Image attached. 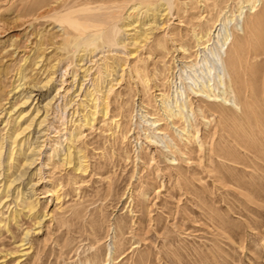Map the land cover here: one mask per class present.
<instances>
[{
	"label": "rangeland",
	"instance_id": "obj_1",
	"mask_svg": "<svg viewBox=\"0 0 264 264\" xmlns=\"http://www.w3.org/2000/svg\"><path fill=\"white\" fill-rule=\"evenodd\" d=\"M62 1L67 8L79 0ZM235 1L230 0L228 6L220 0L219 8L211 9V5L207 10L196 0H178L169 16L162 19L163 27L138 48L136 57L118 56L126 62V70L111 94L109 116H119L121 131L128 126L132 135L125 141L120 135L114 140L111 130L104 131L108 125L100 127L103 117L99 115L94 129L86 131V172L54 167V162L43 167V178L36 185L37 208L53 215L47 216L41 230L30 237L33 250L21 264H264V9L254 14L245 8V56L240 67L245 73L250 67L258 70L256 82L248 76L249 69L237 88L241 110L219 109L194 97L191 132L198 133V138L192 136L183 142L177 138L180 150L172 148L173 152L163 151L146 139L139 115L142 108L143 113L165 118L155 93L164 91L170 96L173 88L168 79L176 75V64L181 66L191 58L197 61L192 33L194 27L202 29L197 26V17L208 14L206 19L211 23L220 10L222 14L236 10ZM41 5L39 0H0V52L7 51L0 54V59L5 56L0 63V92L3 87L9 89L5 86L10 84L11 69L17 62L26 67L28 82H39L48 72L59 78L66 70L64 86L71 85L75 61L71 46L63 44L60 35L64 24L57 17L40 18L38 14L45 8ZM126 6L120 12L122 17L130 5ZM145 9H141L142 15ZM252 17L257 24L251 22ZM230 26L235 35L242 32L234 23ZM163 38L171 50L165 59L156 46L157 40L165 41ZM183 42L192 53L186 54L188 58L177 49ZM230 47L232 55L234 47ZM40 54L44 56L41 62L32 65ZM22 55L28 56L26 62L19 61ZM42 61L54 67L42 74ZM168 64L171 69L163 70ZM135 66L147 74L143 84ZM95 67L93 64V70ZM54 114L51 111L50 120ZM175 121L181 128L185 125ZM65 126L71 127V121ZM53 128L65 130L61 121L54 122ZM49 146L47 143L46 149ZM47 157L42 154L44 162H48ZM168 157H175V163ZM55 189L58 199L51 193ZM31 222L23 215L19 226L11 223L14 237L0 229L2 246L14 250ZM110 225L116 229L112 231ZM110 248L112 262L108 260ZM12 260L6 264H13Z\"/></svg>",
	"mask_w": 264,
	"mask_h": 264
},
{
	"label": "bare ground",
	"instance_id": "obj_2",
	"mask_svg": "<svg viewBox=\"0 0 264 264\" xmlns=\"http://www.w3.org/2000/svg\"><path fill=\"white\" fill-rule=\"evenodd\" d=\"M48 1L39 0L41 6L45 8L38 15L40 18L42 16L57 17L63 22L60 35L63 36V44L71 46L75 68L70 73L71 85L66 87L64 86L67 81L65 74L68 71L61 73L59 78L54 77V72H48L43 80L28 82L26 67L17 62L16 67L13 66L14 68L11 69L10 84L5 86L9 89L3 90V87L0 92V229L4 228L5 233L9 232L14 237L10 228L11 223L19 226L23 215L32 221L16 241L14 250L4 248L0 241V264L8 263V259H13V264H21L33 250L30 237L41 230L47 216L50 218L53 215L52 211H40L37 208L39 198L36 196V185L40 178H43L41 173L44 166L54 162V167L86 172L88 169L85 153L88 136L86 131L94 129L99 115L103 117L100 120V127L108 125V129L104 131L111 130L109 135L113 136L114 140L120 135L125 141L132 135L128 126L124 128V131L122 127L121 131L122 125L116 119L119 116L114 119L109 116L111 94L115 86L123 79L126 70V62H122L118 56L124 54L127 58L136 57L138 48H142L154 38L155 30L163 27L162 19L171 13L178 0H79L71 3L67 8V3L62 0H55L52 4ZM219 1L196 0L197 4L200 3L208 8L207 10L211 5V9L219 8ZM229 1L223 0L228 6ZM235 2L238 5L236 10L224 9L223 14L220 10L219 16L217 15L219 18H214L211 23L209 19H206L208 14L206 17L203 15L197 17L196 20L200 22L197 26L202 27L200 31L196 30L198 27L192 28L195 39L193 51H196L197 61L191 58L182 61L181 66L176 64V75L168 79L173 88L170 96L164 91L155 93L165 118H157V115L148 114L147 111L143 113L144 110L139 108L141 128L146 134L145 137L157 148L173 152L172 148L180 150L179 141H187L192 136L198 138V133L195 135L191 132L194 97L206 100L208 104L219 109L241 110L236 91L244 76H247V70L251 69L250 67L245 73L240 67V62L245 56V41L242 40V35H245L242 27L244 13L247 11L245 8L256 14L260 12L259 9H264L261 5L264 3L262 0H236ZM184 3L186 5V2ZM124 4L130 6L125 12L126 15L122 17L120 12L122 8L125 9ZM260 5L263 7L259 8ZM144 7L145 14L142 15L141 9ZM262 13L264 14V11ZM256 21L253 19L251 22L255 24ZM231 23L235 24L237 31L242 32L235 35L230 26ZM204 25L207 29L203 31ZM162 41L157 40L156 46L160 49L161 57L165 59L171 50L166 39ZM231 44L234 47L232 55L228 52ZM186 45L183 42L177 48L184 58L192 55L190 48ZM261 47L263 49L264 44ZM4 53L0 52L1 56ZM43 57L41 54L37 55L36 59H38L32 65H38ZM4 59L1 58L0 63ZM27 59L28 56L22 55L19 61L26 62ZM93 64L96 65L94 70ZM41 66L43 67L39 71L44 74L47 69L54 67V64H49L47 67L42 61ZM164 68L163 70H170L171 65L168 64ZM257 70L253 67L248 75L254 81L257 78ZM135 73L142 84L148 79H146L145 70L138 66H135ZM1 83L0 80V86H2ZM144 84L147 87V84ZM58 99L59 101L55 104ZM143 104L145 103L141 105ZM198 110L202 111L201 108ZM51 111L55 114L50 120ZM129 114L132 122L134 115L132 112ZM176 119L183 121L185 125L182 128L179 127L180 125L175 123ZM56 121H61L64 131L53 128V123ZM69 121L72 126H65ZM51 132H54L53 135ZM47 143L50 144L48 149H46ZM43 153L47 154L48 162L42 160ZM168 160L170 163H175L176 158L168 157ZM51 193L56 195V199L59 198L56 189ZM114 229L116 227H112V231ZM112 259L110 248L108 260L112 262Z\"/></svg>",
	"mask_w": 264,
	"mask_h": 264
}]
</instances>
